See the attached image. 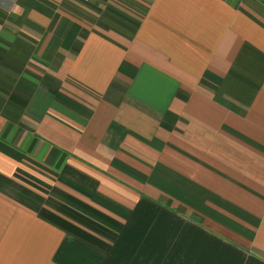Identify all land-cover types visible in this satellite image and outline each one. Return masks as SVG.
Instances as JSON below:
<instances>
[{"label": "crops", "instance_id": "obj_1", "mask_svg": "<svg viewBox=\"0 0 264 264\" xmlns=\"http://www.w3.org/2000/svg\"><path fill=\"white\" fill-rule=\"evenodd\" d=\"M0 264H264V0H0Z\"/></svg>", "mask_w": 264, "mask_h": 264}]
</instances>
